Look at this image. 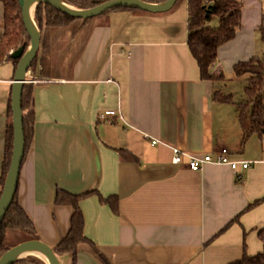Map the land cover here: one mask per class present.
Listing matches in <instances>:
<instances>
[{"label": "crops", "instance_id": "0c3cea01", "mask_svg": "<svg viewBox=\"0 0 264 264\" xmlns=\"http://www.w3.org/2000/svg\"><path fill=\"white\" fill-rule=\"evenodd\" d=\"M249 3L237 36L219 49L215 71L227 81L238 61L257 52L264 9L260 0ZM188 22L186 1L162 14L110 12L96 22L68 77L34 85L36 132L18 191L41 240L54 247L71 228L74 208L57 205L59 189L118 197V212L98 195L81 202L86 236L110 264H229L244 256L247 236L264 229V203L240 214L264 197V151L241 146L248 124L239 100L218 102L227 81L201 78ZM15 71L13 62L0 65V193ZM108 109L123 118L105 120ZM221 146L258 163L238 180L228 165L195 171L172 162L173 148L214 154ZM78 248L76 264H106L90 242Z\"/></svg>", "mask_w": 264, "mask_h": 264}, {"label": "trees", "instance_id": "16d2710c", "mask_svg": "<svg viewBox=\"0 0 264 264\" xmlns=\"http://www.w3.org/2000/svg\"><path fill=\"white\" fill-rule=\"evenodd\" d=\"M67 3L82 9H90L108 0H64ZM150 3H162L167 0H142ZM184 1L188 3L189 14V35L187 44L193 57L196 59L200 76L203 80L224 82L227 81V75L223 70L215 71V67L219 62V49L226 43L233 40L242 27L243 20V3L240 0H178L177 4ZM4 7L3 17V32L0 34V65L6 62H13L17 68L21 58H14L10 51H16L24 48L25 52L29 48L30 38L26 31L20 0H0ZM177 4L175 6H177ZM113 11H142L139 9L117 8ZM111 11V12H113ZM108 13L102 14L88 20L72 17L55 7L39 3L36 6L34 18L37 21L41 33L42 44L40 52L45 50L44 64L38 62L40 57H37L31 66V71L34 75L41 79L51 80L52 78L68 77L63 72L57 74L54 72V66L46 64L48 60H54L58 57L59 51L55 50V45L69 44L73 47L81 39H76L85 34L84 42L79 48L74 59L78 58L89 34L94 29L96 22L105 17ZM59 20H70L76 27H69L65 34L62 31L55 32L54 28L48 33L49 27H61L64 22L59 23ZM107 23V21H105ZM78 27L80 29H78ZM74 29V30H72ZM75 29L78 32L75 33ZM261 40L264 42V11L262 13V21L258 28ZM71 40V41H69ZM68 42V43H66ZM48 44V45H47ZM47 45V46H46ZM50 45V46H49ZM49 46V48H48ZM45 48V49H44ZM47 53V54H46ZM61 54V53H60ZM60 60L61 58L58 57ZM63 61V60H62ZM75 63V62H74ZM54 65H56L53 62ZM74 65V64H73ZM41 71V72H39ZM69 72L66 73H70ZM234 74L237 79L244 78L246 82L245 93L246 98L241 102H237L239 108V117L244 123L248 119L249 124L246 128L245 135L242 141V147L245 146L247 140L253 133H258L260 137L264 135V54L262 56L253 55L249 59L238 61L234 65ZM215 99L221 103H234L235 97L232 93H224L218 90L215 93ZM23 110H24V129L26 137V152L30 150L32 140L36 132V117L34 111V85L26 83L23 89ZM10 116H12V101L10 103ZM14 148V126L9 123L6 134L5 159L2 171V184L4 186L6 177L9 172ZM121 151V150H120ZM123 153V158L137 159L134 155ZM120 152V154L122 155ZM127 159V158H126ZM2 193H0L1 199ZM98 195L100 201L109 204L115 212L119 211L118 197L112 196L105 198L96 190H91L83 194H72L63 189L57 192V205H69L74 208L72 215L71 228L64 239L54 246V250L60 259L65 255H70L73 258V263H77L79 252V244L82 242H90L95 253L106 263L110 264L107 257L100 252L97 245L90 240L85 233V215L81 207V202L90 197ZM264 203V197L251 203L240 214H244L250 210L255 209L260 204ZM228 223V225L221 230L219 234L224 232L233 223L239 222L241 215ZM9 230H20L28 236V239H41L37 228L25 209L20 203L19 191H17L13 203L8 210L3 222L0 224V258L11 249L6 245L7 235ZM247 233L245 232V237ZM259 237L263 243V250L257 254H249L247 245L245 244L244 256L231 262L229 264H264V229L259 231ZM13 264H49L45 259L39 256H27Z\"/></svg>", "mask_w": 264, "mask_h": 264}, {"label": "water", "instance_id": "95a60500", "mask_svg": "<svg viewBox=\"0 0 264 264\" xmlns=\"http://www.w3.org/2000/svg\"><path fill=\"white\" fill-rule=\"evenodd\" d=\"M20 2L24 25L30 38V45L26 52L24 48H21L13 53L14 58H21V60L16 69L12 91L14 148L11 166L0 199V224L3 222L18 191L21 168L26 152L23 89L26 84L27 73L36 60L42 44L41 29L34 18L32 5L35 4L36 7L39 3L49 4L72 17L88 20L111 12L117 8L139 9L155 14L164 13L172 10L178 0H167L162 3H150L142 0H108L90 9L78 8L64 0H20ZM33 249L44 251L47 257L42 258L49 264H62L54 247L41 239H28L13 246L0 258V264H13L26 256H38L35 254L22 256L23 253Z\"/></svg>", "mask_w": 264, "mask_h": 264}, {"label": "rangeland", "instance_id": "374dc122", "mask_svg": "<svg viewBox=\"0 0 264 264\" xmlns=\"http://www.w3.org/2000/svg\"><path fill=\"white\" fill-rule=\"evenodd\" d=\"M240 1L243 3V8L249 7V5H250L249 0H240ZM260 3L262 4V8L264 9V0H260ZM20 5H21V2H20ZM179 5H181V4H179ZM35 9H36V7L33 9V15L35 14ZM21 10H22V8H21ZM164 13H166V12H164ZM157 14H162V13H157ZM3 15H4V7H3V4L0 2V34L3 32V29H2V27H3L2 16ZM22 17H23V13H22ZM23 22H24V20H23ZM62 22H64V24L61 27H58V28L49 27L48 33H50L52 31V29L54 28V31L56 33L62 31L63 34H65V32L67 31V29L69 27H73V26L76 27L75 24L71 23L70 20H61V21L59 20V23H62ZM78 29H80V28L78 27ZM72 30H74V29H72ZM76 32H78L77 29H75V33ZM84 35L85 34L83 33L81 36L76 38V39H81V40L76 45H73V47L68 46L69 44H66L65 47L62 44H59V46H58V44L55 45L56 46L55 50L59 51L58 57H60L61 60L58 57H56V59H54V60H48L46 62L47 66H48V64L51 63V65H53L55 67L54 72H56L57 74L62 73L63 68L66 70V72H69L71 70L75 60L77 59V58L76 59H74V58L76 57L79 48L81 47L82 43L85 40V37H83ZM69 41H71V40H69ZM66 43H68V42H66ZM49 46H48V48H49ZM43 51L44 52L39 51L38 56H37V57H40V59H39L40 61H38V62H40L42 64H44V62H45V50H43ZM14 52L15 51L12 50V51H10V54H13ZM263 54H264V42L260 38H258L257 52L254 55L262 56ZM53 62L56 65H54ZM39 72H41V71H39ZM66 72L64 74L68 76L70 73H66ZM15 73H16V71H15ZM228 75H230L234 79L228 80L227 84H225V85H224V83H221V85H222L221 89H223L225 91V93L228 92L229 90H231L234 93V95L236 96V98L239 100V102H241L243 99L246 98V93H245L246 82H245L244 78L237 79L235 77L234 72H233V74H228ZM50 81L51 80L41 79L38 76L34 75V73L31 71V68L28 71L27 76H26V83H31L33 85H35L37 83L50 82ZM227 86H229V87H227ZM225 88H229V90H226ZM11 101H12V97H11ZM102 118L107 120L106 117H102ZM245 121H247V124H249L248 119H246ZM11 122L13 123V109H12V116H10V122L9 123H11ZM247 127H248V125H247ZM242 141H243V139H242ZM242 141H241V146H242ZM247 142L250 145V149H251L252 153H262L264 151V135L262 137H260V135L258 133H253L250 136V138L247 140ZM217 152L218 151H216V153ZM216 153H214V154H216ZM173 157H174V152H173ZM254 162H257V161H253V163ZM253 163H252V165H253ZM10 166H11V164H10ZM3 189H4V186L2 188L1 193L3 192ZM18 189H19V186H18ZM249 213H251V212H249ZM25 240H28V236L25 233L21 232L20 230H9L8 235H7L6 245L10 246L12 248L13 246H15V245H17L20 242H23ZM246 244H247V251L249 254H252L251 251L254 252L258 249H261L258 251V252H261L263 249V245H262L260 237L258 235L255 236L254 234H249V236H247ZM258 252L253 253V254H257ZM30 256H34V255H30ZM61 262H62V264H66L63 257L61 258Z\"/></svg>", "mask_w": 264, "mask_h": 264}, {"label": "built area", "instance_id": "2783aa9c", "mask_svg": "<svg viewBox=\"0 0 264 264\" xmlns=\"http://www.w3.org/2000/svg\"><path fill=\"white\" fill-rule=\"evenodd\" d=\"M102 117H106L109 122H113L117 117L123 118L117 111L110 109L102 113ZM152 143L159 144L161 142L157 139H153ZM173 152L174 157L172 162L176 165H187L190 169L195 171L202 170L207 164L228 165L234 170L238 180H241L243 177L241 171L251 168L253 163L251 160L234 158L231 149L227 146H221L216 154H198L182 151L178 148H173Z\"/></svg>", "mask_w": 264, "mask_h": 264}, {"label": "bare ground", "instance_id": "6f19581e", "mask_svg": "<svg viewBox=\"0 0 264 264\" xmlns=\"http://www.w3.org/2000/svg\"><path fill=\"white\" fill-rule=\"evenodd\" d=\"M34 7H35V4L32 5V11H33ZM28 254H35V255H38V256L43 257V258L47 257V255H46V253L44 251H41V250H38V249H33L31 251L25 252V253L22 254V256L23 255H28Z\"/></svg>", "mask_w": 264, "mask_h": 264}]
</instances>
